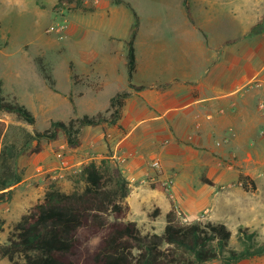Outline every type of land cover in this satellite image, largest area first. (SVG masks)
I'll use <instances>...</instances> for the list:
<instances>
[{"label": "rangeland", "instance_id": "obj_1", "mask_svg": "<svg viewBox=\"0 0 264 264\" xmlns=\"http://www.w3.org/2000/svg\"><path fill=\"white\" fill-rule=\"evenodd\" d=\"M125 1L137 16L115 0L63 4L0 0L3 95L16 98L37 118L30 124L0 110V120L6 124L0 152L6 151L15 172L8 199L0 203V244L52 185L65 191L83 185V169L91 161H105L111 171L127 178L126 220L136 221L143 233H162L166 214L175 206L184 223H225L233 233L230 247L239 251L243 249L240 226L248 227L257 243H264V153L246 149L241 154L232 150L222 154L198 150L187 140L177 141L176 146L174 140L156 135L161 116L167 121L170 117L169 109L159 111V104L169 107L171 101L157 97L165 92L161 85H156V93H139L129 86L126 43L137 17L135 83L165 81L190 70L196 77L208 68L209 53L210 63L222 67L216 74L217 86L222 88L229 80L236 85L242 69L251 77L240 86L258 90L257 105L264 111V0H191L194 23L184 0ZM40 63L55 79L54 88ZM124 90L133 94L121 118L115 125L85 127L80 145H70L62 133L56 140L26 143L28 134L49 128L53 121L104 112L110 99ZM229 140L224 138L225 143ZM241 175L254 179L257 188H245L243 182L249 181ZM155 183L166 190L153 188ZM156 208L161 213L153 218ZM9 263L7 258L0 260ZM207 264L227 263L218 259ZM237 264H264V254Z\"/></svg>", "mask_w": 264, "mask_h": 264}, {"label": "trees", "instance_id": "obj_2", "mask_svg": "<svg viewBox=\"0 0 264 264\" xmlns=\"http://www.w3.org/2000/svg\"><path fill=\"white\" fill-rule=\"evenodd\" d=\"M75 1L58 0L62 4ZM115 2L126 4L137 16L130 2ZM184 3L187 15L194 23L191 0H184ZM138 31L139 20L136 17L126 41L127 66L129 86L140 91L146 85L133 82L137 71L135 42ZM40 69L54 88L56 81L47 72V67L40 63ZM3 84L0 77V110L15 113L28 123L35 124L37 118L29 108L16 98L8 99L3 95ZM131 95L130 90L116 93L104 112L85 114L68 122L53 121L49 128L28 134L26 143L41 139L56 140L62 133L70 145L78 146L85 127L115 125ZM108 112L111 113L107 115ZM5 131L6 124L0 120V147ZM105 163L91 161L87 164L82 173L83 185L69 191L52 185L43 200L25 213L9 231L7 241L0 244V260L7 258L10 264H207L224 259L227 264H237L243 259L264 254V243H257L255 234L248 227H239L238 239L243 245L239 251L230 247L233 233L225 223H183L178 219L175 206L166 214L162 233H143L136 221L126 220L130 210L129 181L121 173L111 171ZM14 177L8 154L0 152V203L8 199V188ZM241 179L249 181V184L243 182L245 188H257L251 177L241 175ZM205 180L214 185L212 180ZM152 186L166 190L160 183ZM160 213V208H156L151 216L155 218Z\"/></svg>", "mask_w": 264, "mask_h": 264}, {"label": "crops", "instance_id": "obj_3", "mask_svg": "<svg viewBox=\"0 0 264 264\" xmlns=\"http://www.w3.org/2000/svg\"><path fill=\"white\" fill-rule=\"evenodd\" d=\"M207 55L208 68L204 72H198L196 77L190 70L184 76L149 83L134 82L138 72L137 62L133 82L136 85H146V88L136 91L142 93L149 90L156 93V85H161L165 92H158L157 97L162 100L168 97L171 101L169 107L159 104V111L162 108L169 109L167 113H170V117L167 121L164 115L161 116L157 122L160 127H157L155 134L174 140L176 146L177 141L187 140L193 142L198 150H219L222 154L232 150L241 154L247 149L252 154L261 155L264 153V111L257 105L258 90H244L240 86L251 75L240 69L237 72L240 78L234 82L236 85H231L233 82L229 80L222 88L218 87L216 74H219L217 72L222 67L216 62L210 63L209 53ZM234 59L237 62L239 58L235 56ZM224 67L229 70L235 68L223 64ZM206 73L212 77L206 78ZM166 83L169 85L166 86ZM154 102L156 104L157 100ZM168 122L172 127H169ZM226 137L230 139L229 143H225Z\"/></svg>", "mask_w": 264, "mask_h": 264}, {"label": "built area", "instance_id": "obj_4", "mask_svg": "<svg viewBox=\"0 0 264 264\" xmlns=\"http://www.w3.org/2000/svg\"><path fill=\"white\" fill-rule=\"evenodd\" d=\"M261 107L264 108V104H261ZM183 222V221H182ZM184 223V222H183Z\"/></svg>", "mask_w": 264, "mask_h": 264}]
</instances>
